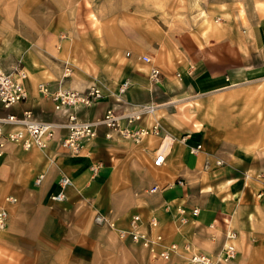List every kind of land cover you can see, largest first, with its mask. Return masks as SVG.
Returning a JSON list of instances; mask_svg holds the SVG:
<instances>
[{
    "label": "crops",
    "instance_id": "1",
    "mask_svg": "<svg viewBox=\"0 0 264 264\" xmlns=\"http://www.w3.org/2000/svg\"><path fill=\"white\" fill-rule=\"evenodd\" d=\"M76 1H81L82 7L74 11L73 27L81 35L99 33L103 29L104 12L96 10L90 0ZM85 2L90 4L89 8L84 7ZM257 3L264 9V0ZM258 4L254 3L253 12L258 22L245 31L227 23L214 26L209 38L194 29L192 32L184 30L174 37L173 47L164 51H151L132 43L131 57L126 62L123 60L126 66L121 71L123 78L120 77L130 81L124 100L116 101V87L107 88L105 98L80 110L79 117L98 122L110 107H114L118 115H124L137 110L139 104L149 102L151 94L147 86L152 84L149 73L154 67L160 68L169 81L197 89L200 95L215 94L220 98L237 91L248 97L251 91L264 112V15L260 14ZM35 46L37 43L27 46L29 53L27 51L19 68L27 74L24 81L27 99L10 109L0 108V117L11 113L21 115L30 110L37 120L55 124L56 134L44 149L23 150L10 144L0 158V206L7 209L13 223L22 209L33 213L24 221L28 222L29 229L33 227L27 251L19 255L14 245L5 248L0 243V264H138V257L133 254L137 248L129 240H119L114 230L96 225L93 220L96 214L106 215L124 229L129 227L130 214H140L144 219L156 216L165 243L187 239L196 251L206 249L205 245L216 238L215 235L227 242V234H235L237 248L243 255L247 239L254 242L264 239V228L260 229L258 217L251 219L246 212L248 207L258 205L256 193L259 190L249 184V177L245 179L248 171L235 162L237 159L229 152L230 144L225 135L203 125L215 98L204 107L202 120L195 117L186 121L173 107L171 114L159 112L160 135L147 136L139 143L102 124L97 125L96 136L78 153H72L59 144L66 133L64 115L54 110L51 100L40 94L37 86L44 83L55 90L61 84L82 91L90 86L94 77L89 81L73 75L62 80L63 65L60 67L47 55L41 56ZM94 46L96 43L92 44ZM119 50V47L113 49L112 53ZM146 54L152 58L150 64L140 61ZM113 61L109 57L106 64ZM0 67L7 71L18 69L3 64ZM110 68L111 74L107 68L108 79L112 81L116 68L112 64ZM251 84L253 87L246 90ZM150 123L151 118L146 116L135 127ZM197 146L201 147L193 153L191 149ZM159 154H163L164 159L156 166L154 159ZM39 174H43V179L36 184ZM62 177L69 178L71 184L64 190L65 199L56 202L51 196L60 191ZM153 187L157 190L151 192ZM6 196L17 198L19 202H5ZM180 208L185 211V226L177 218ZM195 208L198 214L193 216ZM259 218L263 221L264 215ZM32 224L45 226L47 234L42 240L49 241L51 247L44 252L35 249L36 239L32 235L35 225ZM8 233V230L6 234L1 232L0 239L4 235L12 242L20 239L19 231L10 229ZM233 243L235 245V240ZM43 257L46 258L43 260Z\"/></svg>",
    "mask_w": 264,
    "mask_h": 264
},
{
    "label": "rangeland",
    "instance_id": "2",
    "mask_svg": "<svg viewBox=\"0 0 264 264\" xmlns=\"http://www.w3.org/2000/svg\"><path fill=\"white\" fill-rule=\"evenodd\" d=\"M90 1L94 4L96 10L99 9L105 14L103 17V29L96 34L81 35L73 27V22L75 21L74 11L82 7L81 1L0 0V64L9 67L14 66L13 69H19L22 67L20 62L23 57L29 53L27 46L32 47L34 43H37L35 48L37 47V51H39L41 56L47 55L51 57V59L58 62L60 67L62 64L63 73L65 66H68L70 67L69 76L77 75L79 78H85L89 81L94 77L90 85L95 84L103 91L107 88L113 90L115 87L118 88L122 82L128 81V90L130 81L128 78L121 79L123 78L121 71L126 66L123 60L126 62L131 57L129 55V47L132 43L145 46L151 51H164L173 47L174 37L184 30L192 32L194 29L196 32H200L204 38H209L214 26L227 23L228 26L239 27V30L245 31L258 22V20H255L253 12L255 13L254 3L258 4L259 0ZM86 4L87 2H85L84 7L89 8L90 4ZM257 6L260 14L264 15L262 5L258 4ZM93 43H96V46L92 47ZM67 46H69L68 51H66ZM118 47L120 50L112 53V50ZM149 53L152 54L150 51ZM144 56L149 57L150 61L144 62L142 60L143 56H141L140 61L143 62L142 64H150L152 61L151 56L148 54ZM109 57L113 58L114 61L106 64ZM111 64L116 68L114 75L116 83L113 82L115 81L114 79L112 81L108 79L107 68L110 69L111 74ZM158 69L160 71V81L156 84L149 83L147 86V91L151 94V98H148L149 102L139 105L154 106V117L160 124L161 116L159 112L171 114L172 107L177 113H181L186 121H188V118L191 121L195 117L198 120H202L205 118L202 114L204 107L211 99L215 98L216 101H212L215 103L210 112H207L206 115L208 117L205 118L203 125L208 130L216 133L222 132L225 135L226 140L230 144L229 152L234 156V159H237L235 162L243 165L246 168L245 171H248L245 173V179L249 177V184L256 187L259 190L258 193L263 191L264 142L261 141L264 138L261 139V136L264 137V129H262L264 127V112L259 109L260 102L258 98L251 96V91H249L250 95L248 97L242 96V93L237 91L228 96H220V98L215 96V94L200 95L201 92L197 89L195 91L181 83L176 82L174 84L172 80L169 81L168 77H164L161 69ZM163 78H165V82H163ZM178 79L180 80V76ZM252 87V84L247 85L245 89H251ZM116 92L117 89L114 92V97ZM173 99L177 100L173 101ZM243 110L245 111L243 112ZM149 118L152 119L150 115ZM256 195L258 197L257 193ZM15 199L16 201L13 204L19 202L17 198ZM257 200L259 201L258 205L248 207L246 212L251 219L258 217L257 221L261 223L259 227L263 229L264 219L262 221V218L259 217L264 215V196ZM29 214L30 210L22 209L19 214L20 217L16 218L13 223L10 221L7 211L6 224L0 230V234L1 232L6 234L7 230L9 231L8 234H10V229L20 232V239L16 242H12L6 235L2 237L3 240L0 239V243L5 248H10L11 245H14L15 251L19 255L27 251L28 236L30 235L31 237L33 230V227L29 229L28 222H24ZM32 215L33 213L30 214V216ZM133 215L140 214L133 213L128 218ZM152 217L157 219L156 216H150L147 219L141 216L144 222ZM177 218L181 219V216L179 215ZM31 220L33 223L32 218ZM181 224L183 223L181 222ZM11 225H13L12 228ZM34 225L32 224V226ZM185 225L183 224V226ZM98 226L106 227L110 231L114 230L117 238L121 241L129 240L137 248V250H133V254L138 257V264L182 263L188 255V253L182 251L181 256H175L168 261L155 259L141 245L133 243L130 239H120L117 229L124 228H119L116 224V229L107 225L98 224ZM46 234L44 225L41 227L35 225V233L33 232L32 235H35V249L37 251L44 252L51 247L49 241L42 240ZM217 236L215 235L216 238L211 239L205 245L207 246L206 249L200 248L196 244L203 250H199V252L209 255L214 260L220 258L226 242L225 239L222 240L221 236ZM234 240L237 248V238ZM169 243H176L182 249L183 245L189 243V241L186 239L184 241L168 242L167 244ZM244 247V255L243 251L237 248L233 259L227 262H217V264H264V239L261 242L247 239ZM45 258L43 257L42 259L44 260Z\"/></svg>",
    "mask_w": 264,
    "mask_h": 264
},
{
    "label": "built area",
    "instance_id": "3",
    "mask_svg": "<svg viewBox=\"0 0 264 264\" xmlns=\"http://www.w3.org/2000/svg\"><path fill=\"white\" fill-rule=\"evenodd\" d=\"M142 60L149 62L150 58L143 56ZM69 74L70 67L65 66L62 80L67 78ZM26 79L27 74L23 69L7 71L0 67V108L10 109L27 99L28 94L24 86ZM149 79L154 84L160 81L158 68L151 69ZM128 85V81H124L118 86L115 94L117 102L120 103L124 100L123 96H125ZM37 90L51 100L55 111L64 115L66 122L63 127L66 133L60 138L59 144L72 153H78L86 142L94 138L97 125L101 124L108 130L130 139L134 143H139L143 138L150 135H160V124L154 117L155 107L152 105L139 106L137 110L124 115H118L116 109L110 107L98 122L81 119L78 115L80 110L90 108L105 98L104 91L95 84L80 91L61 86V84L55 90H50L47 84L40 83ZM149 115L152 117L149 126L135 127L137 122L142 121L144 117ZM55 134V124L37 120L30 110L23 111L21 115L6 114L0 117V158L3 157L7 146L10 144L23 150L44 149L55 139ZM198 149H200V146L191 150L196 153ZM163 159V154L157 155L154 159V165L159 166L162 164ZM217 163L220 164L221 162ZM42 179L43 174H39L35 179V183L39 184ZM70 184L69 178L62 177L59 180L60 191L52 195L51 199L62 202L65 199L64 190ZM156 190L157 187H153L150 191L154 192ZM262 196H264V190L258 193V198ZM5 201L14 203L16 199L8 196L5 197ZM179 213L182 215L181 222L185 224L187 222L184 216L185 211L180 208ZM197 214L198 209H193L192 215L196 216ZM6 219L7 210L0 207V230L4 228ZM94 221L97 224L116 229L115 223L105 215L96 214ZM117 232L120 239H130L133 243L141 245L155 259L168 261L175 256H181L182 251L188 253L184 262L176 264H217V262H227L233 259L236 254L234 248L224 245L220 258L214 260L209 255L194 250L189 243H185L182 249L176 243L167 244L164 242V236L159 230V222L155 217L144 222L140 215H133L129 219L128 229H117ZM234 238L235 234L233 233L227 236L228 240Z\"/></svg>",
    "mask_w": 264,
    "mask_h": 264
},
{
    "label": "bare ground",
    "instance_id": "4",
    "mask_svg": "<svg viewBox=\"0 0 264 264\" xmlns=\"http://www.w3.org/2000/svg\"><path fill=\"white\" fill-rule=\"evenodd\" d=\"M201 147V146H200ZM230 234V233H229ZM229 234H227L228 236H229ZM235 239V238H234ZM234 239L233 240H228L227 239V242L224 244L226 247L227 246H231L232 248H234V250L236 251V248H235V245H234V243H233V241H234ZM237 252V251H236Z\"/></svg>",
    "mask_w": 264,
    "mask_h": 264
}]
</instances>
